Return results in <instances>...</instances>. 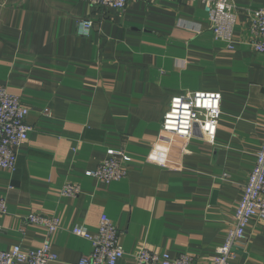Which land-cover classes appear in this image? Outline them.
<instances>
[{"label": "crops", "instance_id": "obj_1", "mask_svg": "<svg viewBox=\"0 0 264 264\" xmlns=\"http://www.w3.org/2000/svg\"><path fill=\"white\" fill-rule=\"evenodd\" d=\"M233 2L230 49L199 3L0 0V85L28 107L31 126L14 170L0 167V250L41 243L44 229L25 220L34 211L60 219L47 264H78L92 245L72 228L94 233L105 214L124 249L117 264H136L140 246L211 264L264 137V52L250 46L243 13L264 0ZM78 19L92 20L88 35ZM186 91L221 93L213 143L198 128L189 139L162 130L171 98ZM107 150L130 158L127 175H86ZM66 183L80 193L61 195ZM234 249V264H264V221Z\"/></svg>", "mask_w": 264, "mask_h": 264}, {"label": "built area", "instance_id": "obj_2", "mask_svg": "<svg viewBox=\"0 0 264 264\" xmlns=\"http://www.w3.org/2000/svg\"><path fill=\"white\" fill-rule=\"evenodd\" d=\"M92 6L124 9L135 0H85ZM187 3H199L203 6L215 37L227 43L232 49L234 28L239 23L238 12L233 0H180ZM246 28L250 34V46L257 52H264V6L245 8ZM93 25L90 19H78L76 30L86 36ZM221 93L205 91H186L171 98L163 115V131L191 138L195 129L209 143L215 140L216 130L221 116ZM49 115V110H43ZM29 109L23 105L18 96L10 94L0 85V167L14 170L17 161L16 149L27 140L31 126L26 118ZM106 158L97 168L89 170L86 175L104 182L119 180L127 175L123 163L129 157L118 150H107ZM59 193L64 196H76L79 186L66 183ZM6 213V201L0 197V215ZM232 222L226 230L224 242L218 246L211 258V264H234L235 246L245 238V230L253 220L264 221V137L256 154L253 168L249 171L242 186V196L234 208ZM28 224L44 229L45 234L37 247L23 248L13 245L8 250H0V264H47L56 259L51 250V236L60 227V219L29 212L25 216ZM72 232L91 242L92 250L79 260L78 264H117L124 256L119 232L113 222L103 214L97 231L90 233L82 226H74ZM136 264H195L192 255L179 254L172 258L168 252H156L140 246L135 254Z\"/></svg>", "mask_w": 264, "mask_h": 264}]
</instances>
